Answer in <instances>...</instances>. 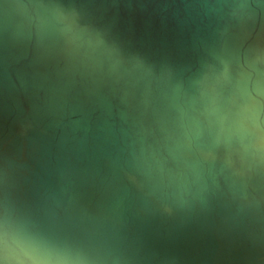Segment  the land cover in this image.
Wrapping results in <instances>:
<instances>
[{
    "label": "water",
    "instance_id": "1",
    "mask_svg": "<svg viewBox=\"0 0 264 264\" xmlns=\"http://www.w3.org/2000/svg\"><path fill=\"white\" fill-rule=\"evenodd\" d=\"M0 264H264V0H0Z\"/></svg>",
    "mask_w": 264,
    "mask_h": 264
}]
</instances>
